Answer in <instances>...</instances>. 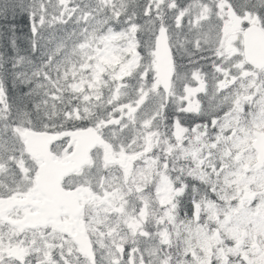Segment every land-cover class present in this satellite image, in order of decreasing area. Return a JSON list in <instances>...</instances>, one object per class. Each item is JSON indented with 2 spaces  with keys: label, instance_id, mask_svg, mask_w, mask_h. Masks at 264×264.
<instances>
[{
  "label": "snow or ice",
  "instance_id": "6c2138e0",
  "mask_svg": "<svg viewBox=\"0 0 264 264\" xmlns=\"http://www.w3.org/2000/svg\"><path fill=\"white\" fill-rule=\"evenodd\" d=\"M0 264H264V0H0Z\"/></svg>",
  "mask_w": 264,
  "mask_h": 264
}]
</instances>
